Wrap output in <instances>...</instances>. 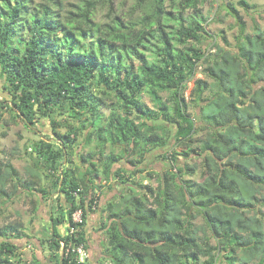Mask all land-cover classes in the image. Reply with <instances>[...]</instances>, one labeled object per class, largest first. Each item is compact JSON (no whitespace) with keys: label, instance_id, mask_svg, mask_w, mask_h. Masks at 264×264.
<instances>
[{"label":"clouds","instance_id":"clouds-1","mask_svg":"<svg viewBox=\"0 0 264 264\" xmlns=\"http://www.w3.org/2000/svg\"><path fill=\"white\" fill-rule=\"evenodd\" d=\"M0 264H264V0H0Z\"/></svg>","mask_w":264,"mask_h":264}]
</instances>
